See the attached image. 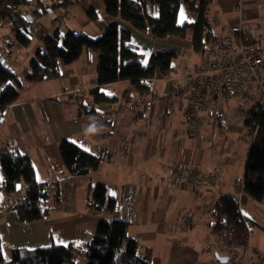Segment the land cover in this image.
<instances>
[{"label":"crops","instance_id":"1","mask_svg":"<svg viewBox=\"0 0 264 264\" xmlns=\"http://www.w3.org/2000/svg\"><path fill=\"white\" fill-rule=\"evenodd\" d=\"M207 1L209 36L227 34L241 24L255 38L264 40V30L251 24L261 17L256 7L261 0ZM49 4L45 0L47 8ZM96 4L94 20L82 5L66 12L48 9L44 14L28 13L33 18L27 27L29 47L15 42L8 24L3 27L9 31L0 38V57L12 67L21 87L17 101L5 109L0 124V148L8 145L28 155L35 167L36 181L47 183L53 194L59 185L61 192L60 204L52 197L51 210L43 220L28 223L16 210L0 212V239L5 256L9 258L10 251L16 248L33 250L53 243H74L84 251L77 263L88 264V244L99 221L106 218L126 221L128 235L138 242L140 252H150L152 264H245L231 259L229 245L214 232L216 203L223 197L235 201L239 198V184L244 179L252 143L245 124H230L233 108L229 103L225 120L207 117L204 126L193 132L186 123L184 92L177 93L166 105L154 102L145 107L147 99L162 93L169 84L180 83L200 61L202 53L194 49L191 32L185 38H154L150 32L138 31L119 19L111 20L102 2ZM154 15H159L157 7ZM59 16L64 18L62 24L54 28L52 23ZM197 19L198 14L189 3L181 0L178 24L195 23ZM81 20L90 34L74 30ZM113 21L130 28L129 43L144 65L158 52L176 53L172 72L164 75L157 69L149 81L147 99L123 100L131 85L129 81L117 82L99 88L108 96L118 97V102L93 104L95 115L79 114L75 102L91 103L89 92L98 86V57L87 49L79 59L62 68L59 78L42 82L27 79L28 61L45 35L59 31L64 36L74 31L98 37ZM187 52L196 57L192 65L184 57ZM101 113L105 118L100 117ZM64 139L84 151L103 155L105 160L88 175H70L59 149ZM176 166L211 173L220 183L204 195L189 188H176L168 180ZM98 184L106 185L116 201L111 213L87 208L90 193ZM26 190L27 185L20 181L15 198L23 197ZM238 205L250 223L247 243L253 250L264 252V201H255L244 193ZM186 212L197 218L195 226L188 230L179 222ZM216 253L228 256L229 262L220 263Z\"/></svg>","mask_w":264,"mask_h":264},{"label":"trees","instance_id":"2","mask_svg":"<svg viewBox=\"0 0 264 264\" xmlns=\"http://www.w3.org/2000/svg\"><path fill=\"white\" fill-rule=\"evenodd\" d=\"M0 0V30L6 24L15 35V42L22 47L31 44L27 20L23 7L36 5V15L44 14L48 9L66 12L72 7L93 0ZM190 8L198 14L195 23L179 25L177 22L181 0H101L105 14L111 19H119L131 28L141 32H150L154 38L176 36L185 38L192 34L194 49L204 51V28L210 26L209 2L207 0L191 1ZM155 7L159 15H154ZM94 20L97 12L88 10ZM130 28L111 22L101 36L91 37L84 33L67 32L64 36L59 31L45 35L41 44L35 49L33 57L26 66L27 79L42 82L57 79L64 66L79 59L85 49L93 51L98 57V86L89 92L91 103L75 102L79 114L95 115L93 104L116 103L118 97H111L100 90V86L122 81H129L131 89L124 92L123 100L142 101L150 92L149 81L157 69L164 75L173 70V51L158 52L153 55L148 65H144L137 52L130 45ZM21 83L12 67L5 65L0 57V124L7 106L15 103L19 97ZM247 135L252 139L243 179L245 193L255 201H264V108L253 109L245 122ZM60 153L67 172L72 176H85L96 171L103 161V155H96L82 150L69 140L59 144ZM20 181L27 185L26 194L15 198V189ZM56 204L61 202L59 185L54 194L47 183L36 181L35 167L32 159L21 154L15 148H0V212L16 210L25 222L31 223L46 219L51 210V199ZM116 207L115 199L104 184L96 185L87 202L89 211L111 213ZM217 218L214 232L222 236L228 228L235 232L226 237L228 245L244 246L247 243L250 223L242 216L238 203L230 198H221L215 206ZM83 249L77 244H51L33 250L12 249L7 258L3 252L0 239V264H78ZM86 254L88 264H152L151 254L140 252L138 242L128 235V223L124 220L103 218L99 221Z\"/></svg>","mask_w":264,"mask_h":264},{"label":"built area","instance_id":"3","mask_svg":"<svg viewBox=\"0 0 264 264\" xmlns=\"http://www.w3.org/2000/svg\"><path fill=\"white\" fill-rule=\"evenodd\" d=\"M82 6L87 11L98 7L94 0ZM36 9L38 7L34 5L31 11ZM62 19L57 18L53 27L62 24ZM210 33L211 26L205 27L204 51L192 71L180 83L169 84L162 93L144 102L145 107H151L154 102L166 105L177 93L184 92L186 123L193 132L204 126L207 117L213 121L225 120L229 103L233 108L232 126L245 124L253 109L264 108V40L255 38L241 24L227 34L209 36ZM100 117L105 118V115L101 113ZM168 180L176 188H189L201 195L211 192V187L220 183L211 173L181 166L173 168ZM238 192L236 202L239 204L245 193L243 182L239 184ZM179 222L188 230L195 226L197 218L194 213L186 212ZM234 232V228H228L221 236L222 241L226 242V237ZM229 248L232 260L264 264V252L253 250L249 243L244 246L232 244Z\"/></svg>","mask_w":264,"mask_h":264},{"label":"rangeland","instance_id":"4","mask_svg":"<svg viewBox=\"0 0 264 264\" xmlns=\"http://www.w3.org/2000/svg\"><path fill=\"white\" fill-rule=\"evenodd\" d=\"M94 1H95V3L101 2V0H94ZM33 7H34V4H32L31 6L23 7L22 8V11H25L24 13L27 14L28 12H32V11H30V9H33ZM256 7H257V9L260 12L261 17H260V19L254 20L253 23H251V24H252V27L253 28L260 26V28H262V31H263L264 30V0H261L260 3H258ZM60 17L61 16H59L57 18H60ZM62 18H63V16H62ZM63 19H62V21H63ZM53 24L54 23H52V26H53ZM60 25H61V23L58 26H60ZM74 28H75L74 30H76L77 32H85V33L90 34V31L88 30V26L85 25V23L83 22V20L79 21L78 25H76V27H74ZM8 31L9 30L8 29H5V28L1 29L0 30V38L3 37V36H5L8 33ZM92 36H94V35H92ZM186 54H188V55L184 56L185 59L187 60V62L189 63V65H192L195 62V58H196L195 55L194 54H191V52H187ZM182 59H184V58L183 57H180V60H182ZM241 144H242V142H241ZM244 144L247 145L246 142ZM237 152H238V155H239L240 152L239 151H237ZM82 264H87V263L85 262V263H82Z\"/></svg>","mask_w":264,"mask_h":264},{"label":"water","instance_id":"5","mask_svg":"<svg viewBox=\"0 0 264 264\" xmlns=\"http://www.w3.org/2000/svg\"><path fill=\"white\" fill-rule=\"evenodd\" d=\"M26 18H27V20H32L33 19L30 15H26ZM215 257L220 263L229 262V257L228 256H220L218 253H216Z\"/></svg>","mask_w":264,"mask_h":264}]
</instances>
